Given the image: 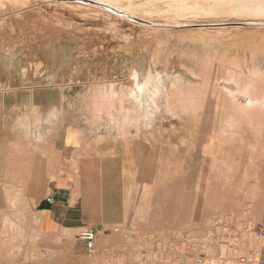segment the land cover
Listing matches in <instances>:
<instances>
[{
	"label": "rangeland",
	"instance_id": "1",
	"mask_svg": "<svg viewBox=\"0 0 264 264\" xmlns=\"http://www.w3.org/2000/svg\"><path fill=\"white\" fill-rule=\"evenodd\" d=\"M126 1L0 0V143L26 141L40 149L31 161L77 172L87 223L92 176L117 219L89 252L88 225L40 233L0 183V264L259 258L235 260L229 225L264 195V15L179 17L172 0ZM240 237L252 243L250 230Z\"/></svg>",
	"mask_w": 264,
	"mask_h": 264
},
{
	"label": "crops",
	"instance_id": "2",
	"mask_svg": "<svg viewBox=\"0 0 264 264\" xmlns=\"http://www.w3.org/2000/svg\"><path fill=\"white\" fill-rule=\"evenodd\" d=\"M19 147L12 148L11 143H0V183L11 184L13 190L18 191V196L24 201L35 218V225L40 233L61 235L63 232L75 234L76 230L87 226L96 231V236H107L106 231H111L113 221L105 214L106 204L103 205V196L96 193V185L92 176L88 177V223L85 220V204L81 195V180L77 172L68 167H46L45 161L38 158L31 161L29 149L36 150L34 155L41 156L38 147H29L26 141L17 143ZM37 145V143H36ZM17 146V145H15ZM11 150V152H9ZM16 151L14 153V151ZM264 192V185L261 187ZM264 194V193H263ZM51 198V201L48 200ZM243 214L245 215L243 220ZM233 219V215L231 217ZM264 225V195H262L259 208L246 207L241 211L238 219L230 220V229L235 231V245L230 244L229 250L235 260L237 251L245 256L262 257L259 243L258 229ZM239 227V228H238ZM243 230L251 231V241L239 239ZM257 244V245H256ZM256 251H255V250ZM255 251V252H254Z\"/></svg>",
	"mask_w": 264,
	"mask_h": 264
},
{
	"label": "bare ground",
	"instance_id": "3",
	"mask_svg": "<svg viewBox=\"0 0 264 264\" xmlns=\"http://www.w3.org/2000/svg\"><path fill=\"white\" fill-rule=\"evenodd\" d=\"M85 1H88V2H95V3H99V4H109V3H112L114 5H119V6H125L127 9L131 7L132 3L126 1V0H85ZM149 1V0H148ZM161 1V0H160ZM159 1V2H160ZM164 1V0H162ZM169 1V0H168ZM136 1H134L135 3ZM143 2V1H142ZM155 2V1H154ZM138 3V2H137ZM136 3V4H137ZM152 3V2H150ZM165 3V2H163ZM148 4V3H147ZM159 4V3H157ZM168 5H170L171 7L169 8H172V12L175 14V15H183V14H189V13H193V14H204L203 16L205 17V14H226V13H235L236 16L237 15H243V14H251V15H264V0H172V2L170 1V4L169 2L167 3ZM145 5V4H144ZM152 5V4H150ZM160 5V4H159ZM157 5V6H159ZM141 6H143V4H141ZM153 6V5H152ZM161 6V5H160ZM159 6V7H160ZM191 6H195V10H193L192 8L190 9ZM138 6H136V8L134 9H139L137 8ZM144 7V6H143ZM150 7V6H149ZM156 7V6H155ZM154 7V8H155ZM157 7V8H159ZM165 7V5H164ZM163 7V8H164ZM146 8V6H145ZM143 8V9H145ZM152 8V7H151ZM163 8L161 10H163ZM168 8V7H166ZM165 8V9H166ZM133 9V8H132ZM131 9V10H132ZM148 9V7H147ZM150 9V8H149ZM156 9V8H155ZM160 9V8H159ZM159 9H156L158 10L157 12H159L160 10ZM141 10V9H139ZM154 10V9H153ZM155 10V11H156ZM150 11V10H149ZM165 11V10H164ZM190 11V12H189ZM140 12V11H139ZM142 12V11H141ZM189 12V13H187ZM138 13V11H137ZM155 13V12H153ZM145 14V13H144ZM161 14V13H160ZM171 14V13H170ZM169 14V15H170ZM147 15V14H145ZM162 15V14H161ZM190 15V14H189ZM171 16V15H170ZM177 16V17H178ZM179 16V17H180ZM186 16V15H184ZM183 16V18H184ZM192 16V15H191ZM200 15H198L199 17ZM217 16V15H215ZM221 16V15H219ZM176 17V18H177ZM178 17V18H179ZM194 17V16H193ZM222 17H225L222 15ZM182 18V19H183ZM188 18V16H187ZM196 18V17H194ZM180 19V18H179ZM183 21V20H182ZM201 33V32H200ZM207 33V32H206ZM264 44V43H263ZM264 50V49H263ZM152 80V79H151ZM150 81V80H149ZM149 84V83H148ZM149 88V87H148ZM143 89H145V87H143ZM150 89V88H149ZM148 90V89H147ZM249 94V93H248ZM250 99V98H249ZM255 100V99H254ZM254 100H251L250 102L252 104H254ZM256 101V100H255ZM264 101V100H263ZM249 102V100H248ZM250 102L248 104H250ZM258 102H259V98H258ZM247 103V102H246ZM215 104V103H214ZM247 104V105H248ZM257 104V103H256ZM259 104H263V103H259ZM258 104V105H259ZM246 105V104H245ZM253 106V105H251ZM255 106V104H254ZM240 109H243L244 107L243 106H239ZM248 107V106H247ZM257 107V105H256ZM222 108V107H221ZM253 108V107H252ZM249 109V108H248ZM248 109H244V110H248ZM251 109V108H250ZM254 109V108H253ZM261 113V112H260ZM108 114V113H107ZM264 116V115H263Z\"/></svg>",
	"mask_w": 264,
	"mask_h": 264
},
{
	"label": "built area",
	"instance_id": "4",
	"mask_svg": "<svg viewBox=\"0 0 264 264\" xmlns=\"http://www.w3.org/2000/svg\"><path fill=\"white\" fill-rule=\"evenodd\" d=\"M48 200L51 201V198L48 197ZM95 237H96V233L92 229H83L78 232V238L86 244V247L89 252H93L94 250ZM258 237L260 241L262 257H259L253 263H250L249 261L242 259L240 261V264H264V226L259 227Z\"/></svg>",
	"mask_w": 264,
	"mask_h": 264
}]
</instances>
